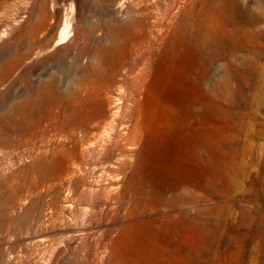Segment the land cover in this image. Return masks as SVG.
I'll return each instance as SVG.
<instances>
[{
    "label": "rangeland",
    "instance_id": "rangeland-1",
    "mask_svg": "<svg viewBox=\"0 0 264 264\" xmlns=\"http://www.w3.org/2000/svg\"><path fill=\"white\" fill-rule=\"evenodd\" d=\"M238 3V28L230 32L211 17L205 46L160 31L144 135L109 201L89 194L50 210L51 201L63 206L74 177L45 178L53 196L36 177V148L46 138L17 151L0 146V206L14 219L0 224V264H264V0ZM97 6L0 0V65L17 63L6 77L17 85H4L1 106L27 80L56 77L60 92L75 87L80 70L63 57L100 37Z\"/></svg>",
    "mask_w": 264,
    "mask_h": 264
},
{
    "label": "bare ground",
    "instance_id": "bare-ground-1",
    "mask_svg": "<svg viewBox=\"0 0 264 264\" xmlns=\"http://www.w3.org/2000/svg\"><path fill=\"white\" fill-rule=\"evenodd\" d=\"M94 2L98 5L94 11V30L100 37L92 46L66 52L63 57L65 66L80 70L75 87L60 92L56 77L48 81L27 80L22 93L8 107L0 105L1 147L17 151L20 146H34L37 140L46 138L47 146L36 148L39 155L35 169L36 177L44 181L52 196L53 186L46 184L45 178L74 177L64 185L63 206L54 201L48 204L57 213L89 194L103 193L109 201L111 186L131 168L128 151L144 135L150 102L146 82L158 71L155 55L160 31L169 30L179 42L200 47L205 46L212 34L211 17L218 18L230 32L239 24L238 0ZM103 5L108 13L106 18H101ZM42 24L43 20L38 27ZM163 51H168L167 45ZM16 68L17 63L13 61L0 65V95L5 94L4 85H17V79L11 82L6 79ZM152 121L156 123L157 119L152 117ZM20 160L19 156L17 161ZM8 162L13 164L15 159L9 157ZM91 176L99 180L106 176L111 181L110 187H99L89 180ZM124 189L125 185L117 194V204L123 205L126 200ZM11 199L14 198H7L5 202ZM14 204L11 201L12 209ZM13 220L0 206V224Z\"/></svg>",
    "mask_w": 264,
    "mask_h": 264
}]
</instances>
